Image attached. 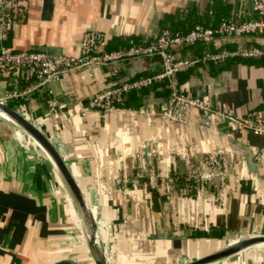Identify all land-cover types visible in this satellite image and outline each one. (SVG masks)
Instances as JSON below:
<instances>
[{"label": "crops", "instance_id": "1", "mask_svg": "<svg viewBox=\"0 0 264 264\" xmlns=\"http://www.w3.org/2000/svg\"><path fill=\"white\" fill-rule=\"evenodd\" d=\"M213 4L214 0H28L13 17L4 44L14 50L47 46L75 55L84 32L96 29L107 35V50L119 49L126 47L128 37L155 38L165 20L184 18L190 23L200 15H212L218 10ZM251 8V0H220L218 11L243 20ZM250 43L264 44V39L222 37L207 44L215 50ZM139 60L93 71L80 67L54 79L51 90L42 88L17 104L60 151L86 194L107 264H183L221 248L224 238L264 234V136L229 122L203 126L197 110L187 120H174L168 115L169 92L156 86L147 88L139 109L117 106L80 112L98 91L161 69V62L155 63L144 74ZM223 65L210 63L181 72L182 88L240 119L264 117V58H235ZM185 73L188 80L181 82ZM26 136L0 118V264H96L81 224L80 234L75 231L80 218L62 178ZM247 147L254 153L259 175L248 167ZM216 150H225L232 165L224 190L198 187L194 195L193 189L186 194L169 191L170 180L187 176L192 166ZM137 176L145 180L140 183ZM258 257L253 252L231 264H264V255Z\"/></svg>", "mask_w": 264, "mask_h": 264}, {"label": "built area", "instance_id": "2", "mask_svg": "<svg viewBox=\"0 0 264 264\" xmlns=\"http://www.w3.org/2000/svg\"><path fill=\"white\" fill-rule=\"evenodd\" d=\"M27 2L28 0H0V85L5 86L4 94L0 96L2 102L8 104L11 101L24 100L42 88L51 90L54 79L80 67L93 71L95 68H104L121 61L160 55V71L98 91L80 112L85 113L90 109L105 111L123 106L131 92L156 86L169 92L171 109L168 115L174 120H187L191 111L197 110L198 122L203 126H212L214 122H229L264 136V117L240 119L212 107L201 95H190L184 91L179 79L181 72L198 65L224 64L235 58H264V45L255 43L240 48L203 50L198 55L183 56L182 53L186 47H195L199 42L211 43L222 37L264 39V0H251V11L248 18L242 21L231 17L222 19L214 26L198 23L185 33L164 29L151 40L131 42L129 46L113 50L106 49L107 35L103 31L89 29L84 32L79 53L75 55L49 54L37 49L14 50L4 44L13 17L22 12ZM19 79H24L25 84L20 86ZM230 176L232 165L228 153L225 150H216L189 169L184 186H177L170 180L169 191L173 194H186L198 187L222 191ZM241 181V178H236L238 184Z\"/></svg>", "mask_w": 264, "mask_h": 264}, {"label": "water", "instance_id": "3", "mask_svg": "<svg viewBox=\"0 0 264 264\" xmlns=\"http://www.w3.org/2000/svg\"><path fill=\"white\" fill-rule=\"evenodd\" d=\"M33 49L46 51L49 54L55 53L60 55L64 53L61 50H55V48L47 46H41ZM161 60L162 59L160 55L140 59L139 61L142 63V70H140V72L147 71L150 66L155 63H160ZM130 79L131 78H125L124 80L119 81L117 84L126 82ZM0 118L19 128V130L27 135L51 160L58 174L62 178L66 188L68 189L73 204L78 212L80 224L84 230V238L88 242L96 264H107L105 255L101 248L102 246L100 242L97 219L90 209V203L87 200L86 194L79 187L77 180L72 175L60 151L37 125H35L30 119L25 117L18 110L12 108L1 100ZM246 152L249 169L254 174L259 175L258 165L254 159L253 151L247 147ZM145 153L146 155L148 154L146 148ZM205 236L208 237L209 234H206ZM224 241V245L221 248L205 256L189 260L183 264H215L248 249H255L257 247L264 246V234H239L234 238H224ZM54 264H72V262L69 260H61Z\"/></svg>", "mask_w": 264, "mask_h": 264}, {"label": "trees", "instance_id": "4", "mask_svg": "<svg viewBox=\"0 0 264 264\" xmlns=\"http://www.w3.org/2000/svg\"><path fill=\"white\" fill-rule=\"evenodd\" d=\"M214 3L216 5L213 4V7H218L219 10V6H220V0H214ZM216 10L214 12V14L209 15L207 14L206 16L204 15H200L199 18H204V19H199L196 18V20H192L190 23L184 22V18H180L177 20H165L162 22V27L161 30L164 29H170L172 32H188L189 30H191L196 24L200 23L203 25H217L221 22L222 19L224 18H231L229 16L228 13L226 12H221ZM234 18V17H232ZM246 18H243V20ZM242 21V20H241ZM139 40L135 37H128L125 38V43L127 44L126 46H129L131 44V42H138ZM264 45V44H261ZM203 50H214V46L212 44H207V43H203V42H199L195 47H186L184 48L182 51H184L185 53H189L190 55H198L200 54ZM232 60H228L226 62V64H229ZM243 62H249V61H255L256 60H242ZM217 67H223V64H215ZM144 74H148V72L144 71ZM118 75V74H116ZM187 75L188 73H185L184 75L181 76V82H186L187 79ZM6 77V76H3ZM149 89H142L139 91H133L130 94L127 95L126 99H125V103L123 106L125 107H129V108H134V109H139L142 105V96L148 92ZM12 103H8L9 106H11L12 108H14V106H16V104H18L19 101H11ZM185 174H182L180 177L177 178V180L175 181L177 184L179 185H185L186 181H185ZM138 181L141 183L145 180V178L141 177V176H137ZM196 192L195 189H193L192 194L194 195ZM153 194L155 196H157V192L155 190H153Z\"/></svg>", "mask_w": 264, "mask_h": 264}, {"label": "rangeland", "instance_id": "5", "mask_svg": "<svg viewBox=\"0 0 264 264\" xmlns=\"http://www.w3.org/2000/svg\"><path fill=\"white\" fill-rule=\"evenodd\" d=\"M3 88L1 87L0 88V95L3 94ZM8 103H12V102H8ZM14 109L20 111L21 113V109L18 107V105L16 104V106H14ZM27 137V136H26ZM28 138V137H27ZM30 145L33 147V149H36L38 150L39 147L33 142V141H30ZM78 215V213H77ZM78 218H79V215H78ZM75 228H76V233L78 232L80 234V222L76 225H74ZM78 234V235H79ZM253 252H256L258 254V258L262 257V254L264 255V247H261V248H255V249H248L246 251H243L239 254H236V255H233L231 257H228L227 259L225 260H222V261H219L217 262L218 264H231V263H235V262H242V260L246 257H249V255H251ZM246 255V256H245ZM242 256H245V257H242Z\"/></svg>", "mask_w": 264, "mask_h": 264}, {"label": "bare ground", "instance_id": "6", "mask_svg": "<svg viewBox=\"0 0 264 264\" xmlns=\"http://www.w3.org/2000/svg\"><path fill=\"white\" fill-rule=\"evenodd\" d=\"M90 209H91V207H90ZM91 211H92V209H91ZM92 213H93V211H92ZM94 214V213H93ZM86 236H88V235H86ZM261 247H264V246H261ZM261 247H257V248H261ZM215 264H218V263H215Z\"/></svg>", "mask_w": 264, "mask_h": 264}]
</instances>
